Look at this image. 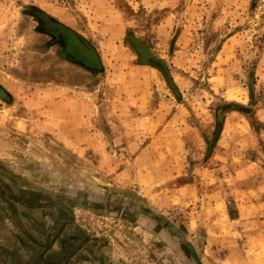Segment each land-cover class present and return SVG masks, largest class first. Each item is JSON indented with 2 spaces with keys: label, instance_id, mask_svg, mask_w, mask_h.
Returning <instances> with one entry per match:
<instances>
[{
  "label": "rangeland",
  "instance_id": "374dc122",
  "mask_svg": "<svg viewBox=\"0 0 264 264\" xmlns=\"http://www.w3.org/2000/svg\"><path fill=\"white\" fill-rule=\"evenodd\" d=\"M54 22L82 36L102 70L86 65L85 42L56 39L62 30ZM141 53L163 61L172 84L140 63ZM139 80L152 92L139 115L159 107L162 122L122 125L124 142L74 147L80 172L98 168L106 182L121 179L125 189L113 195L153 205L205 264H264L255 246L264 241V0H0L1 140L28 145L10 126L33 113L49 119L38 105L53 109L58 99L87 105L86 119L98 105L99 118L126 121L133 112L117 110L112 92ZM71 89L81 90L80 100ZM69 148L61 147L71 162ZM101 148L105 158L97 157Z\"/></svg>",
  "mask_w": 264,
  "mask_h": 264
},
{
  "label": "crops",
  "instance_id": "0c3cea01",
  "mask_svg": "<svg viewBox=\"0 0 264 264\" xmlns=\"http://www.w3.org/2000/svg\"><path fill=\"white\" fill-rule=\"evenodd\" d=\"M133 69L142 72L145 66ZM71 91L81 99V90ZM151 93L140 80L133 89L114 90L113 101L120 103L117 110L133 112L118 122L99 118L98 105L87 108L86 119L83 107L87 105L79 107L78 100L58 99L53 109L45 102L38 105L37 114H47L49 119L36 121L33 113L23 124L10 126L28 138L24 143L28 145L0 136V264H205L186 232L153 205L113 195L114 190L125 189L121 179L106 182V174L98 168L85 174L77 167L74 147L91 149L89 145L111 139L124 142L120 127L134 128L141 120L162 122L159 107L147 116L139 115L148 110L145 105ZM46 106L49 109L44 110ZM80 119L86 121L78 123ZM111 126L119 133L108 134ZM64 146L73 148L71 162L62 153ZM96 154L109 155L102 148Z\"/></svg>",
  "mask_w": 264,
  "mask_h": 264
},
{
  "label": "trees",
  "instance_id": "16d2710c",
  "mask_svg": "<svg viewBox=\"0 0 264 264\" xmlns=\"http://www.w3.org/2000/svg\"><path fill=\"white\" fill-rule=\"evenodd\" d=\"M53 21V20H52ZM54 24L62 30V34H54L53 31H51V34H54L58 39L59 41H63L65 40L64 38H66V35L68 34H72L73 36L79 38V40L81 42H85L87 46L91 47V53H90V62L91 64H89L87 61H86V65L89 66L90 68H93L95 70H102L103 66L101 64V60H100V57L99 55L97 54L96 50L90 46V44H88L84 38H82V36L76 34L73 30L67 28L66 26H64L63 24L59 23V22H54ZM65 44H67L66 42H64ZM143 52V51H142ZM147 54V53H146ZM140 63L142 64H148V65H151V66H154L156 67L157 69H159L162 74L164 75L165 79L167 80V82H169L170 84H172V80L168 74V70H167V67L166 65L164 64L163 61H161L159 58L151 55V54H147L145 55V58L143 59V53H141L140 55ZM238 107L241 109L242 106H240L239 104L237 103H231L229 104V107ZM215 118H216V128L217 127H221L222 126V123H223V117H222V114H221V111H217V114L215 115ZM212 144L209 143V148L211 149L212 148ZM209 149V150H210Z\"/></svg>",
  "mask_w": 264,
  "mask_h": 264
},
{
  "label": "bare ground",
  "instance_id": "6f19581e",
  "mask_svg": "<svg viewBox=\"0 0 264 264\" xmlns=\"http://www.w3.org/2000/svg\"><path fill=\"white\" fill-rule=\"evenodd\" d=\"M257 247H259V251L260 254L264 256V241L261 240L257 245H255ZM230 264V263H229Z\"/></svg>",
  "mask_w": 264,
  "mask_h": 264
}]
</instances>
